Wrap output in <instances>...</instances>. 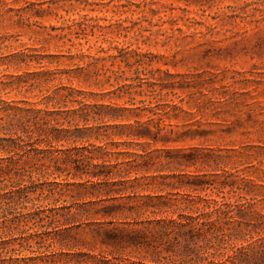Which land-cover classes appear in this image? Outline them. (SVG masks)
Listing matches in <instances>:
<instances>
[{
	"label": "rangeland",
	"instance_id": "1",
	"mask_svg": "<svg viewBox=\"0 0 264 264\" xmlns=\"http://www.w3.org/2000/svg\"><path fill=\"white\" fill-rule=\"evenodd\" d=\"M127 152L240 186L238 245L264 237V0H0V264L147 263L83 172Z\"/></svg>",
	"mask_w": 264,
	"mask_h": 264
},
{
	"label": "trees",
	"instance_id": "2",
	"mask_svg": "<svg viewBox=\"0 0 264 264\" xmlns=\"http://www.w3.org/2000/svg\"><path fill=\"white\" fill-rule=\"evenodd\" d=\"M147 131V127L138 128L126 135L150 137L154 143L177 141L160 135L159 131L154 134ZM18 138L24 140L22 136ZM126 154L129 155L127 160L116 164L88 161L87 165L93 170L83 171L97 179L111 177V180L98 182L104 183L103 190L109 196L107 200L111 201L103 207V215H120L126 219L121 222L123 227L106 231L107 238L103 243L142 252L148 260L143 264H264V237L259 236L245 247L238 245L243 240L242 203L228 201L223 191L226 186L231 187L228 193L243 188L225 182L217 186L215 180L208 179L206 174H163L164 168L154 166V161H139L143 154ZM120 164H125L124 168L118 166ZM116 176L120 178L116 179ZM153 189L159 192L150 193ZM146 190L149 192H143ZM215 190L220 199L208 196L209 191L214 193ZM19 191L20 195L26 193L24 195L28 197L29 191H23V187ZM2 196L4 194L0 195V209L7 210L10 201H4ZM179 209L183 210L180 212ZM184 209L189 211L184 212ZM146 213L155 217L128 220L133 214L140 217Z\"/></svg>",
	"mask_w": 264,
	"mask_h": 264
}]
</instances>
